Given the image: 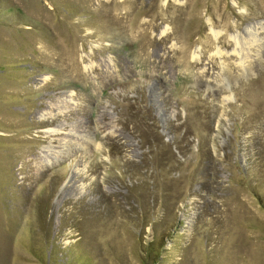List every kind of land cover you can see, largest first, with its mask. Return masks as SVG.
<instances>
[{
  "label": "rangeland",
  "instance_id": "rangeland-1",
  "mask_svg": "<svg viewBox=\"0 0 264 264\" xmlns=\"http://www.w3.org/2000/svg\"><path fill=\"white\" fill-rule=\"evenodd\" d=\"M0 264H264V0H0Z\"/></svg>",
  "mask_w": 264,
  "mask_h": 264
}]
</instances>
